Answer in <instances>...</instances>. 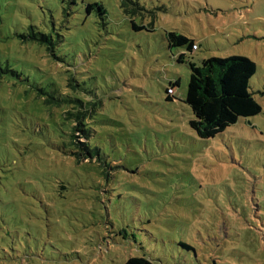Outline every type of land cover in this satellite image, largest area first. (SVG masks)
Listing matches in <instances>:
<instances>
[{
    "label": "rangeland",
    "instance_id": "obj_1",
    "mask_svg": "<svg viewBox=\"0 0 264 264\" xmlns=\"http://www.w3.org/2000/svg\"><path fill=\"white\" fill-rule=\"evenodd\" d=\"M138 1L153 29L122 0H0V264H264V0ZM231 55L262 111L201 138L189 61Z\"/></svg>",
    "mask_w": 264,
    "mask_h": 264
},
{
    "label": "trees",
    "instance_id": "obj_2",
    "mask_svg": "<svg viewBox=\"0 0 264 264\" xmlns=\"http://www.w3.org/2000/svg\"><path fill=\"white\" fill-rule=\"evenodd\" d=\"M70 1L71 3H77V0ZM121 6L125 13L131 17L132 27L135 30L154 28V20L150 24L145 25L138 24L134 19V16L141 15L142 11H144V7L140 5L138 0H122ZM86 9L88 12H91L93 9L97 10L104 16L107 13L103 4L99 2L87 3ZM70 13L68 9V15ZM30 37L39 44H46L47 46L51 44V38L48 34L32 31ZM166 38L170 49L177 47L178 49H183L178 56L173 54V57L179 62L186 61V56L195 51V45L199 48V44L194 39L176 31H168ZM189 67L191 73L184 101L191 107L194 113V118L190 120L189 125L199 137L204 139L214 137L230 125L235 124L239 118L251 117L261 113V104L249 91L250 80L257 69L256 63L251 58L244 55L210 57L203 59L201 64L189 61ZM169 85L167 88V99L175 100L177 98L176 88L180 85V80H170ZM170 88L174 89V94L169 93ZM96 109L94 107L90 111L82 102V116L77 118L79 124L74 125L73 130L83 132V135L88 138L87 123L92 122L93 119H90L92 117L90 114H93ZM72 134L74 139L77 138L75 132ZM74 143L80 146L79 143L75 141ZM82 149L87 154L82 153L84 152L82 151L77 153V158L84 156L93 159V156H91L92 151L86 144H84ZM72 155L74 154L72 153ZM183 245L190 247L186 243H183ZM100 246L103 248L102 244ZM104 246H108L107 242ZM123 264L155 263L144 254L142 256L130 257Z\"/></svg>",
    "mask_w": 264,
    "mask_h": 264
},
{
    "label": "built area",
    "instance_id": "obj_3",
    "mask_svg": "<svg viewBox=\"0 0 264 264\" xmlns=\"http://www.w3.org/2000/svg\"><path fill=\"white\" fill-rule=\"evenodd\" d=\"M197 48H198V46L195 45V46H194V50H197ZM169 93H170V94H174V89H173V88H170V89H169Z\"/></svg>",
    "mask_w": 264,
    "mask_h": 264
},
{
    "label": "crops",
    "instance_id": "obj_4",
    "mask_svg": "<svg viewBox=\"0 0 264 264\" xmlns=\"http://www.w3.org/2000/svg\"><path fill=\"white\" fill-rule=\"evenodd\" d=\"M199 49V48H198Z\"/></svg>",
    "mask_w": 264,
    "mask_h": 264
}]
</instances>
